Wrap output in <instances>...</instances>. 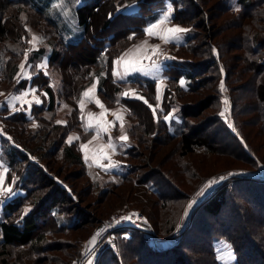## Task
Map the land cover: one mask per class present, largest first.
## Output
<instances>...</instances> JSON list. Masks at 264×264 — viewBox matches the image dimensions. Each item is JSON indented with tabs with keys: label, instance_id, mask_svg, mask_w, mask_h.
I'll list each match as a JSON object with an SVG mask.
<instances>
[{
	"label": "trees",
	"instance_id": "1",
	"mask_svg": "<svg viewBox=\"0 0 264 264\" xmlns=\"http://www.w3.org/2000/svg\"><path fill=\"white\" fill-rule=\"evenodd\" d=\"M65 1L73 19L55 0H0V165L8 166L6 183L25 191L0 205V264H19L10 257L23 251L31 264H79L109 210L129 202L141 207L152 232L165 241L153 244L141 230L120 229L116 251L104 249L97 264H226L219 242L231 247L233 264H264V178L230 174L201 199L186 224L190 201L226 172L204 173V156L227 171L264 167L250 127L258 124L256 135L264 136V0H235L239 8L231 0H213L218 12L202 4L212 0ZM167 2L172 20L190 31L164 67L167 84L159 98L155 78L112 73L114 60L145 35L143 28ZM134 3L137 9L128 11ZM197 28L205 30L204 49ZM33 36L39 37L36 47L29 42ZM234 50L244 62L238 70ZM97 78L100 100L125 104L133 122L128 146L118 155L123 171H111L118 179L95 176L82 150L94 131L80 101ZM131 87L143 99L125 97ZM28 88L41 103L9 104L10 96ZM225 96L233 123L220 114ZM61 109L67 110L66 123H57ZM173 109L177 120L166 119ZM248 112L253 122L244 126L241 115ZM74 131L79 137L69 142ZM97 196L103 200L88 209L89 201L83 202ZM72 233L77 247L67 251L72 243L59 235Z\"/></svg>",
	"mask_w": 264,
	"mask_h": 264
},
{
	"label": "rangeland",
	"instance_id": "2",
	"mask_svg": "<svg viewBox=\"0 0 264 264\" xmlns=\"http://www.w3.org/2000/svg\"><path fill=\"white\" fill-rule=\"evenodd\" d=\"M56 1V3H59V5H57V7L58 6H60L61 7V10L62 9H64L66 12H61L62 14H64V16H66V17H70L71 19H73V17H72V14L71 13H69V5H68V3H67V1H65V0H55ZM215 1H217V0H215ZM236 1L235 0H231V4L232 5H234V7L235 8H239V5H237L236 3H235ZM254 5L257 3V0H253V2H252ZM169 3L167 2V5H168ZM202 4H203V6H209V7H213V11H217V9L215 10V3H214V1L212 0V2H206L205 1V3L204 2H202ZM133 5H135V7H131V8H129L128 9V11H134L135 9H137L136 8V3H134ZM171 7H172V4H171ZM165 8L166 7H163L162 9H161V12L163 11V10H165ZM256 9H260L259 8V6H257V8ZM212 11V10H211ZM218 12V11H217ZM225 12V11H224ZM226 14L227 13H229L228 11H226L225 12ZM172 15H173V7H172ZM211 15H212V13H211ZM172 19V18H171ZM211 20V19H210ZM173 21V20H172ZM217 21V20H216ZM173 22H175V21H173ZM173 22H171V24L170 25H172V27H174L173 25H174V23ZM176 23V25H178L179 27H182V28H184V29H189L187 26H184L183 24H180V23H177V22H175ZM212 26L213 27H215L216 26V28L214 29V30H218L219 29V27H220V24H217V23H215V24H212ZM198 30L197 31H200L199 33L200 34H202L201 36V40L199 41V40H197V43H199V45H200V47L202 48V49H204V48H206L207 46L206 45H204L203 43L206 41V36H205V34H204V32H205V30L204 29H202V28H197ZM183 35H185V33H183ZM145 36H146V34L137 42V43H139V42H141L144 38H145ZM37 37V40L39 39V37L38 36H36ZM186 39V38H185ZM36 40V41H37ZM36 41H34V43H33V45L36 47L37 46V43H36ZM144 41H146L145 39H144ZM144 41H143V43L141 44L142 46H141V50H142V55L141 56H143L142 58H143V62L145 63V64H147V65H151L152 63H150V62H146L145 60H144V58H145V55H146V51H147V49L148 48H150V47H154V46H159L158 48H160L161 46H165V47H169L170 49H171V54L173 53L174 54V57H175V55H176V51H177V47L178 46H176V45H174V43L175 42H165V40L164 39H157V40H151V39H149V40H147V43L145 44L144 43ZM185 41V40H184ZM202 43V44H201ZM134 45H136V43L135 44H133V45H131V47L130 48H133V47H135ZM200 49V48H199ZM126 51V50H125ZM124 51V52H125ZM123 52V53H124ZM232 55H234L235 56V59H234V63H235V65H234V67L238 70V69H240L242 66H243V64H244V62L241 60V58H240V52H239V50H234L233 52H232ZM233 56V57H234ZM172 58H173V55L170 57V59L168 60V61H171L172 60ZM193 58H195L196 60L197 59H200V58H198V57H193ZM43 61V64H46V61H47V57L45 58V59H43L42 60ZM164 61V60H163ZM168 61H166V62H162V60L161 61H158L159 63H160V65L161 66H163V67H166V65H167V62ZM160 66V67H161ZM162 68V67H161ZM241 70H243V68L241 69ZM24 71H26V69L24 68ZM26 74H28V73H25L24 75H26ZM249 75V73H245L244 74V76H248ZM163 76H164V82H162L161 83V85L158 83V96H159V98H162V96H163V92H164V88H165V86H166V84H167V75L165 74V72L163 73ZM145 77H149V76H145ZM166 78V79H165ZM240 82V81H239ZM89 89H91L92 90V86H90V87H88ZM131 88H135V87H131ZM224 88V90H226L225 89V87H223ZM95 89V88H94ZM88 90V89H87ZM96 90V89H95ZM27 92H29V90H27L26 91V94H24V96L23 97H25V95H27ZM135 96H137L136 94H134ZM224 95V94H223ZM38 95L36 96V98H35V100L34 101H36L37 99H38ZM39 100V99H38ZM223 100V99H222ZM32 100H30L29 102H31ZM81 102H83V107L85 108V111H84V115H85V122H86V126H88V122H90V114H88V113H95L94 111H92V109L93 110H96L97 111V114H100V117H101V120H99V123H101L100 125H102L103 126V124L104 123H106L107 125H106V127L108 128V132L106 133V134H103V130H101V134H99L98 136H106L107 138L110 136L111 137V143L112 144H115L116 145V148H115V150H113L111 147H110V149H106V151H104V152H101L100 153V156H101V159H103V163H102V165H105V164H107L108 162H110V166H106L107 167V169L108 170H105V169H103L101 166H97V165H90V166H96V167H99L102 171H99V170H96V169H94V167H91V168H93V174H96L95 176H97L98 178H100V179H103V180H105L107 177H110L111 176V174H112V178H114L115 177V179H118V175L116 176V174H113L111 171L112 170H116L117 172H122L123 171V168H122V166L120 165V160H119V154H122V153H120V152H124V150H125V148L128 146V140L126 141V142H121L120 140H119V137L121 136V135H124V134H126V135H128V130H129V127L131 126V124L133 123L132 122V120L129 118V116H128V107L125 105V104H120V108H117L116 106H114V107H111V106H108V105H106L105 104V107L107 106L108 108H110V109H99V107L98 106H96V105H94V106H92L91 105V102L90 101H86V100H84L83 98H82V100L80 101V104H81ZM223 103V105H222V109H221V112H220V114L223 112L224 113V115L222 116V118H224L226 121H229V122H231V123H233V118H232V116L230 115V114H228V111H227V106H229L230 108L232 107V105H231V102H230V100H229V97L228 96H225V98H224V101L222 102ZM104 104V103H103ZM221 105V104H220ZM104 107V108H105ZM101 108V107H100ZM66 109H61V114H60V116H59V121H61V122H63V123H66V121H67V116H65L64 115V113H66ZM213 111H215L214 109L212 110L211 109V112L208 114V115H206L205 116V118L206 117H209V116H212L213 115ZM176 111L173 109L172 111H171V113L167 116V117H169L170 116V118H168V120H171V119H175V120H177V115H176V113H175ZM114 114H115V116L117 115V118H116V120H115V117H114ZM111 115V116H110ZM107 116H110V118H106ZM66 117V118H65ZM253 118H254V114H250L249 112L247 113V114H245V115H241V121H242V124L244 125V126H246V125H248V123L249 122H253ZM113 120L114 122H109V120ZM0 123H1V121H0ZM121 124H123V128L121 129ZM2 125V124H1ZM96 125H98V124H95V125H93V127L95 128V130H93L94 132L96 131V129H98L97 127H96ZM89 127V126H88ZM253 130L251 131L252 132V134L251 135H255V138L254 137H252L251 138V140L253 141L252 143H253V145H257V151L259 152V154L263 157L264 156V136H257L256 134L259 132V125L258 124H256V125H252V126H250ZM75 132V131H74ZM221 135H223L222 133H220ZM93 135H95L94 133L93 134H91V136L90 137H92ZM105 137V138H106ZM102 138H104V137H102ZM104 138V139H105ZM98 139V138H97ZM107 140V139H106ZM108 141V140H107ZM92 142H94V143H96L95 142V139H93L92 140ZM109 143H110V141H108ZM229 143H231L230 141H229ZM141 145H142V143H141ZM232 145H234V143L232 142ZM168 147L167 148H169V147H171V144H170V146L169 145H167ZM83 150V149H82ZM85 152H84V155L87 157V153H90V148H86L85 150H84ZM113 153V154H112ZM205 157V163L207 164V167H205L206 169H205V171H204V173H207L208 172V170H216V171H214V172H221V171H226L225 173H223V174H219V175H217V176H214V177H212L209 181H212L213 183L211 184V186H209V184H208V182L205 184V186L203 187V189H202V191L199 193V195L197 196V197H195L194 198V200L192 199L191 201H190V208H189V213L187 214V220H186V224H191L190 222H192L191 220H192V214H193V212L195 211V206L196 205H198L199 204V202L201 201V199L203 198V197H205V195L206 194H208V193H210L217 185H219V184H221L223 181H225L228 177H229V175L230 174H233V173H249L250 175H255V176H257L258 178H260V179H262V178H264V167L261 169V170H257V171H243V170H230V171H227L226 170V168H225V165H223V163H216V164H212L211 162H209L208 161V156H204ZM132 159V158H131ZM134 159V161L135 162H139L140 160H142L143 162L141 163V165H143L144 164V160H143V158H140V157H136V158H133ZM88 160V159H87ZM197 160H198V158H197ZM146 163V162H145ZM1 164H2V167L3 166H5L6 168H7V172H8V166H7V164H5L4 163V161H2L1 160ZM236 164H241L240 162H238V163H236ZM112 165H118V167H113ZM145 166H147V164L145 165ZM244 166V165H243ZM234 169V168H233ZM64 172L66 173V174H69L68 173V168H66V169H64ZM221 177H223L224 179H220ZM82 186H83V184H82ZM8 188H11L12 189V192L11 193H9L7 190H8ZM126 189V188H125ZM125 189H123V190H120V191H124V193L126 194L127 193V191L125 190ZM25 193V191L24 190H21V189H19V190H17V189H14L13 188V186L11 185V184H8V183H5V185L3 184L2 186H0V205L2 204V202L4 201V200H6V199H8V198H10L12 195H15V194H24ZM98 197L99 196H97L94 200H92L91 202H90V200L87 198V201H85V202H83V203H87L88 201H89V205H91L90 206V208H88V209H92V210H94V208H95V206L96 205H98V203H97V201L99 202L100 200H103V199H101V198H99L98 199ZM112 197V196H111ZM130 198H131V196H129ZM112 198H114V196L112 197ZM119 202V200L117 199V200H115V204H117ZM132 202H129V204H126V205H123V206H120V207H117L116 209H111V210H109V214H108V217H107V219H112V218H115L117 215H120V218H123V216L125 217V216H132V212H134V211H131V209L132 208H139V209H141V207L140 206H137V205H132L131 204ZM84 205V204H83ZM102 205H104V202L103 203H100V206H102ZM194 209V210H193ZM145 214V213H144ZM146 215V214H145ZM146 217H147V215H146ZM188 218H191V220L189 221L188 220ZM234 218H235V216L233 217V220H234ZM147 220H148V218H147ZM104 223H105V221H103V222H100V224L97 226V228L100 226V225H102L103 224V227L101 228V230H100V232H99V235H97L98 233H96V230H95V232H94V235L93 236H97V239H96V241H95V243H91V241H92V238L90 239V240H88L89 241V243H88V248L86 249V252L84 253V255H83V258L81 259V261L79 262V264H89V262H91V264H97V262H98V259L100 258V254H101V252L104 250V249H106L107 247H113V250L114 251H116V248H117V246H116V237H117V233L119 232V231H121L120 229H138V230H141L142 232H144V233H146L148 236H149V240H150V242L151 243H155V244H157V243H160V242H164L165 241V239H163L162 237H160L159 235H156L154 232H152V230H149V231H146L145 229H140V228H137V227H134V226H131V225H127V226H123V227H120V226H116V228L114 229V230H112L110 233H112L111 235H110V237H112V240H111V242H109L108 240L105 242V240H106V237H105V235L103 236V234L102 233H104V231L107 229V227L108 226H104ZM96 228V229H97ZM186 229H187V227H185L184 229H183V232H185L186 231ZM102 232V233H101ZM152 233V234H151ZM102 234V235H101ZM126 234V233H125ZM75 235H77V233H72V234H61V235H59V236H61V237H63L64 239H67V238H69V239H67L68 240V242H70L71 241V238L72 239H75ZM101 235V236H100ZM92 236V237H93ZM99 236H100V239H99ZM174 237H176V236H172V237H170L169 238V240L170 239H174ZM74 241L75 240H73V241H71V243L72 244H69L70 245V247L69 246H67V251H73V250H75L76 249V247H77V243L75 242L74 243ZM99 241V242H98ZM221 244V245H220ZM97 245H103L100 249H97ZM13 250V249H12ZM13 251H11V253H12ZM218 252H219V256H220V258H221V260H222V262H224V263H226V264H233V256H234V253L232 252V249H231V247L228 245V243H226V242H219L218 243ZM65 254L64 252H60V254ZM18 254H19V256H18ZM21 254V255H20ZM28 256V252L27 251H23V252H19V253H17L16 255H12L10 258H11V260L12 261H17V262H19V264H31V262H32V260H26V258H28L27 257ZM21 261H19V260ZM150 260V259H149Z\"/></svg>",
	"mask_w": 264,
	"mask_h": 264
},
{
	"label": "crops",
	"instance_id": "3",
	"mask_svg": "<svg viewBox=\"0 0 264 264\" xmlns=\"http://www.w3.org/2000/svg\"><path fill=\"white\" fill-rule=\"evenodd\" d=\"M171 22H173L172 19L170 21H164L163 23L159 24L157 29H155V31L159 33V37H167L169 35L167 30L169 28H172V25H170ZM173 23H174V25H173L174 27L178 26V25H176L175 22H173ZM180 28H182V27H180ZM179 35H180V39L177 41H173V42H175L174 45H176V46L184 43V40H185V35H183V33H181ZM159 37H153V36L146 35L144 39L146 41L149 39H151V40L161 39ZM144 39L141 42L136 43V45H134L135 47H133V48L129 47L123 54H121L119 56V57H123V59L120 60L119 64L115 65V68H116L117 73H118L117 77H119V78L125 77L126 78L127 76L132 75V74H140L141 76H149L151 78H155L157 80V85H158V83L161 85V83L165 81L164 76H163L164 67L161 66L162 68L161 67L151 68L149 65H147L143 62V58H142L143 56H141L142 55V50H141L142 45L141 44L143 43ZM118 58H116L114 61H116ZM141 66H143L146 69V71H134L133 70V69L140 68ZM113 70H114V63H113ZM126 72L129 74L125 76ZM27 75L30 76L31 73H28ZM27 90H29V92H27V95H25V97H23L24 94H26ZM125 92H127L129 94V97L135 96L134 94L138 95V90L136 88H134V89L133 88H127L125 90ZM36 96H37V94L34 93L33 90L28 88V89H25L24 91H22L20 93H17V94L10 96L7 99V101L9 102V104L11 106H16V105L31 106V104L33 102H35L34 100H35ZM83 99L86 101L87 100L90 101L92 106L96 105L93 101L97 100V99L103 104V101L100 100V98L98 97V94L94 88H92V90L90 92V98L85 97ZM30 100H32V101L29 102ZM103 106L105 107V104H103ZM119 106H120V104L117 105L116 107L120 108ZM104 107H103V109H110L107 106L105 108ZM99 109H102V108L99 107ZM92 111H94L95 113H92V112L88 113L91 116L90 117L91 120H90V122H88V126L92 130H95L93 125L101 124V123H99V120H101V117H100V114H97L96 110L92 109ZM110 116H107L106 118H110ZM114 117L116 120L117 115L115 116V114H114ZM109 122L112 123L114 121L111 119V120H109ZM106 125L107 124L104 123L103 127L107 128ZM108 131H106V132L103 131V134H106ZM100 132H101V130L96 129V131L94 132L95 135L90 137L88 140H86L82 144V145H87V148H90V153H87V159H88L87 162L89 163V165H102V163L104 162L103 159H101L100 153L106 151V149L109 147V142H108L109 137L107 138L106 136H102L104 138L106 137L104 139L101 136H98L99 134H101ZM70 137L73 138L72 140H75L76 138L79 137V134L76 132H72ZM93 139H95L96 143L92 142ZM82 149L84 151L86 148H82ZM108 149H110V147ZM106 166H110V162H108L105 165H102L101 167L103 169H105V168H107ZM4 168H6V167L5 166L1 167L0 172H4ZM6 176H7V172L4 175V183H3L4 185L6 183ZM2 185H0V186H2Z\"/></svg>",
	"mask_w": 264,
	"mask_h": 264
},
{
	"label": "snow or ice",
	"instance_id": "4",
	"mask_svg": "<svg viewBox=\"0 0 264 264\" xmlns=\"http://www.w3.org/2000/svg\"><path fill=\"white\" fill-rule=\"evenodd\" d=\"M128 7H135V5H132V6H128ZM111 16V14H110ZM172 18V7H171V3L169 2V4L166 6L165 10H163L161 13L158 14L157 16V19L153 22H150L145 28H143V32L144 34L148 35V36H153V37H159V33L155 31V29L158 28L159 24L163 23L164 21H170ZM168 33L169 35L167 37H159L161 39H164L165 42H173V41H177L180 39V35L181 33H187L190 31V29H184V28H180L179 26H176V27H172V28H169L168 30ZM135 35V33L133 32L132 35H130L128 37V39H132L133 36ZM37 40V37L36 36H33L32 37V40L29 41L30 43L33 42V41H36ZM144 43L146 44L147 41H144ZM155 48H158L159 46H154ZM123 57H119L116 61H114V70H113V73L112 75L114 77L117 76V70L115 68V65L119 64L120 60H122ZM165 59H169V57H165ZM161 65L159 62L157 61H153L152 64L150 65L151 68H159ZM22 69L24 68V65L22 64L20 66ZM134 71H146V69L141 66L140 68H137V69H133ZM129 73H125V76L128 75ZM121 79H124L125 77H120ZM99 83V78H97L93 85H92V88H96V86L98 85ZM179 83L183 86L184 85V80L181 79L179 81ZM223 83L221 84V89L223 90ZM90 92H91V89H88V90H85L83 93H82V96L84 97H89L90 98ZM45 96L47 95L46 93L44 94ZM123 95L125 97H128V98H139V99H143L142 97H135V96H131L129 97V94L127 92L123 93ZM97 106L103 108V104L97 99V100H94L93 101ZM37 104L41 103L40 100L37 99L36 101ZM145 103H147V101L145 100ZM83 106V102H81V107ZM65 107H67V105H65ZM149 107H151V105H149ZM17 111H19V109H17ZM153 113L155 114V108H153ZM221 115L223 116L224 113L222 112ZM170 118L169 117H166V119ZM57 123H62L61 121H57ZM38 125L36 124H33V127H37ZM96 127L99 129V130H103V131H108L107 128L103 127L102 125L98 124L96 125ZM123 128V124H121V129ZM87 130V129H86ZM10 139V137H9ZM72 137H68V141L71 142L72 141ZM78 139V138H77ZM119 140L121 142H126L128 140V136L126 134L124 135H121L119 137ZM109 147H111L113 150H115L116 148V145L115 144H112L111 143V137L109 136ZM82 148H87V145H82ZM85 159L87 160V157H85ZM97 166H102V165H97ZM113 167H118V165H112ZM0 167H2V165H0ZM105 170H108L107 168ZM7 172V168H4V172H0V185H2L4 183V175L5 173ZM221 180L224 179L223 177L220 178ZM213 182L212 181H209L208 184L209 186H211ZM9 193L12 192V189L11 188H8L7 190ZM135 215V214H133ZM122 219L124 220H131L132 217L131 216H126V217H123ZM99 235V233L97 234ZM97 239V236H93L92 237V241L91 243H95ZM98 247V246H97ZM233 259H235V257L233 256ZM89 264H91V262H89Z\"/></svg>",
	"mask_w": 264,
	"mask_h": 264
},
{
	"label": "built area",
	"instance_id": "5",
	"mask_svg": "<svg viewBox=\"0 0 264 264\" xmlns=\"http://www.w3.org/2000/svg\"><path fill=\"white\" fill-rule=\"evenodd\" d=\"M172 55H173V53L171 54V49L169 47H165V46H161L160 48L150 47L146 51V55H145L144 60L146 62H150V63H152L153 61L158 62L161 60H162V62H166L170 59V57ZM165 57H169V59H165ZM0 132H4V128L1 125V123H0ZM131 211H134V212H132V216H131L132 219L131 220H124V219L120 218V215H117L115 218H112V219L109 218V219L105 220L104 226H108V227L104 231V233L101 232L103 234V236L105 235V237H106L105 242L107 240L109 242H111L112 237H110V235L112 233H110V232L112 230H114L116 228V226L123 227V226L131 225V226H134V227H137L140 229H145L146 231L151 230L146 215L139 208H132ZM133 214H135V215H133ZM100 236H99V239H100ZM97 246H98L97 249H100L103 245L102 246L97 245Z\"/></svg>",
	"mask_w": 264,
	"mask_h": 264
},
{
	"label": "water",
	"instance_id": "6",
	"mask_svg": "<svg viewBox=\"0 0 264 264\" xmlns=\"http://www.w3.org/2000/svg\"><path fill=\"white\" fill-rule=\"evenodd\" d=\"M205 196H206V195H205ZM203 198H204V197H203ZM203 198H202V199H203ZM149 226H150V225H149ZM102 227H103V224L100 225V226L96 229V233H99Z\"/></svg>",
	"mask_w": 264,
	"mask_h": 264
}]
</instances>
